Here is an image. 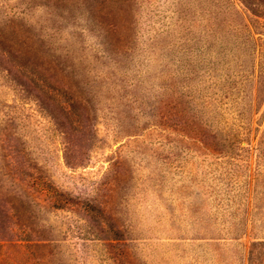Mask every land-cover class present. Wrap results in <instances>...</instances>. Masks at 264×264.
<instances>
[{
	"label": "rangeland",
	"instance_id": "374dc122",
	"mask_svg": "<svg viewBox=\"0 0 264 264\" xmlns=\"http://www.w3.org/2000/svg\"><path fill=\"white\" fill-rule=\"evenodd\" d=\"M99 1L0 0V264H264V0Z\"/></svg>",
	"mask_w": 264,
	"mask_h": 264
},
{
	"label": "trees",
	"instance_id": "16d2710c",
	"mask_svg": "<svg viewBox=\"0 0 264 264\" xmlns=\"http://www.w3.org/2000/svg\"><path fill=\"white\" fill-rule=\"evenodd\" d=\"M126 1H129V0H101L98 2L99 3L98 5H95V7L92 8V11H90L91 14L87 17H84V19H86L87 21H89L90 23L94 25L95 32H96L94 36L99 40V44H103L106 47L111 45L110 40L103 41L105 34L108 32V29H110L109 28L110 26L104 23V20L106 19L104 15H110V8L112 5L116 4L118 8H121L123 3H125ZM19 24L22 25V23H19ZM106 25L108 27L104 29ZM15 26L13 25V27ZM17 29H18V26H17ZM99 29H103L104 31L103 30L99 31ZM15 30H16V27L14 28V33L12 35L13 37H15V40H18V42L22 44H26L28 48H30L33 51H36L35 54L30 53L32 56L43 59V57L37 54L45 53L44 51L45 48L53 49L52 47L54 45L51 44V40L47 37L49 35L47 31H44L43 33L41 32V34L37 36L38 35L37 32L30 33V31H27V30H25L24 32H19L17 30L16 32ZM259 49L262 53L264 52V43L260 45ZM15 58L21 61H23L24 59L27 63H35V61H33V58H31L30 56L24 55L22 52H20V56H18V54L16 53ZM35 74L37 75L38 73L36 72ZM261 74L262 76H264V67L263 69H261Z\"/></svg>",
	"mask_w": 264,
	"mask_h": 264
}]
</instances>
